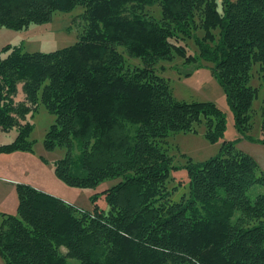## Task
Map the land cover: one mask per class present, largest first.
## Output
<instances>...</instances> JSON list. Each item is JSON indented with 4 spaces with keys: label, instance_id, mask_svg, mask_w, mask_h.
I'll use <instances>...</instances> for the list:
<instances>
[{
    "label": "trees",
    "instance_id": "trees-1",
    "mask_svg": "<svg viewBox=\"0 0 264 264\" xmlns=\"http://www.w3.org/2000/svg\"><path fill=\"white\" fill-rule=\"evenodd\" d=\"M155 1L0 0V28L25 30L74 6L83 7L84 20L71 46L1 49L0 131L17 134L0 145V155L32 152L26 118L41 104L55 116L42 146L64 150L53 164L60 181L94 189L118 180L90 197L89 210L16 185L17 215H0L5 264H264V173L232 143L223 141L206 161H188L187 194L171 200L175 167L162 143L196 132L199 123L216 143L226 121L211 102L174 99L152 67L173 54L210 65L236 132L249 139L257 95L250 70L264 67V0H160L159 22L145 13ZM188 38L194 55L177 45ZM118 46L141 66L123 68ZM19 87L23 101L15 102ZM260 116L264 136V98ZM99 195L106 211L96 203Z\"/></svg>",
    "mask_w": 264,
    "mask_h": 264
},
{
    "label": "rangeland",
    "instance_id": "rangeland-1",
    "mask_svg": "<svg viewBox=\"0 0 264 264\" xmlns=\"http://www.w3.org/2000/svg\"><path fill=\"white\" fill-rule=\"evenodd\" d=\"M82 13V6H74L66 11H54L48 22L31 24L25 30L13 31L0 28V51L7 45L20 47L24 52L44 53L71 46L83 31ZM145 13L148 18L159 22L162 19L160 0H156L147 7ZM195 20L198 22L196 18ZM197 34H201L200 29ZM177 45L185 49L186 55L196 53L193 38L178 41ZM117 50L123 56V68L141 66L140 59L129 55L121 46H118ZM200 64V62L187 63L184 57L173 54L171 59L155 61L152 66L155 74L168 82L174 99L184 102H211L223 112L226 121L223 137L216 143H211L205 138L203 123L195 125L196 132L171 134L162 143L166 154L171 157V165L175 167L169 173L168 183V189L172 190L170 198L174 202L187 194V162L199 163L217 156L223 141L232 143L234 149L252 157L258 169L264 173V145L259 143L264 138L260 132V106L264 98L262 78L264 67L260 70V65L256 63L250 70L249 85L257 89V95L251 104L252 126L248 132L250 138L244 139L236 132L232 111L226 102L222 88L210 72V65ZM14 101H23L20 87ZM26 121L32 125L29 136V140L33 143L32 152L16 151L0 155V215L3 213L17 215L15 188L18 184L30 185L66 203L89 210L92 207L91 196L101 193L118 182V180L104 181L94 189L67 186L55 176L53 167L54 162L63 157L64 150L47 151L42 146L45 134L54 123L55 116L40 104L35 113L27 116ZM16 134V129L9 132L0 131V145L11 143ZM260 190L264 191L263 188ZM96 203L100 209L107 210L108 207L101 195L98 196ZM0 264H5L1 256Z\"/></svg>",
    "mask_w": 264,
    "mask_h": 264
}]
</instances>
